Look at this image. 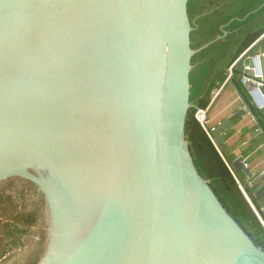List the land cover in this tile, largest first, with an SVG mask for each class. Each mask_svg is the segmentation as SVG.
I'll list each match as a JSON object with an SVG mask.
<instances>
[{
  "label": "water",
  "instance_id": "1",
  "mask_svg": "<svg viewBox=\"0 0 264 264\" xmlns=\"http://www.w3.org/2000/svg\"><path fill=\"white\" fill-rule=\"evenodd\" d=\"M189 1L0 0V181L36 183L55 222L35 264H264L187 139Z\"/></svg>",
  "mask_w": 264,
  "mask_h": 264
},
{
  "label": "crops",
  "instance_id": "2",
  "mask_svg": "<svg viewBox=\"0 0 264 264\" xmlns=\"http://www.w3.org/2000/svg\"><path fill=\"white\" fill-rule=\"evenodd\" d=\"M194 5L198 15L192 32L198 34L199 45L192 58L191 108L199 109L207 100L206 117L213 128L244 109L225 131L224 149L233 161L243 157L254 174L264 173V116L259 121L252 114L234 81L252 54L261 55L264 72V0H194ZM208 7L209 13L204 12ZM240 177L248 182L244 170ZM251 197L256 200L255 194ZM256 201L264 214V204Z\"/></svg>",
  "mask_w": 264,
  "mask_h": 264
},
{
  "label": "rangeland",
  "instance_id": "3",
  "mask_svg": "<svg viewBox=\"0 0 264 264\" xmlns=\"http://www.w3.org/2000/svg\"><path fill=\"white\" fill-rule=\"evenodd\" d=\"M209 10L208 7L204 12L209 13ZM189 15L194 27L193 21L198 15L194 0H190ZM197 35L195 31L192 32L193 50L199 45ZM29 171L39 175L34 168H29ZM39 171L46 177L47 171L44 168L40 167ZM202 175L246 230L264 243L263 216L251 205L241 189V181L235 177L237 186L228 187L219 178L210 179L206 174ZM53 216L46 193L30 179L15 175L0 181V264H4L11 257H17L22 251L30 253L38 250V246H42L41 253H37L38 258L46 254L52 238V227L55 225Z\"/></svg>",
  "mask_w": 264,
  "mask_h": 264
},
{
  "label": "trees",
  "instance_id": "4",
  "mask_svg": "<svg viewBox=\"0 0 264 264\" xmlns=\"http://www.w3.org/2000/svg\"><path fill=\"white\" fill-rule=\"evenodd\" d=\"M238 70L240 73H242L243 68L240 66ZM234 81L238 86L241 96L246 102L248 108L260 121L264 116V109H258L252 104L249 91L242 83L241 76L234 78ZM207 104L208 101L203 100L200 103L199 109H206ZM199 109L190 108L186 128L187 139L199 171L201 174H206V176L210 179L219 178L228 187L237 186L235 177H237L245 186L246 182L240 177L241 172L234 170L232 165L233 159L228 157L226 150L224 149L223 142H221L219 139V135L216 134L209 125L207 126L209 131L208 133L199 122L197 116ZM253 202L264 218V214L261 211V207L259 206L258 202L255 199H253Z\"/></svg>",
  "mask_w": 264,
  "mask_h": 264
},
{
  "label": "built area",
  "instance_id": "5",
  "mask_svg": "<svg viewBox=\"0 0 264 264\" xmlns=\"http://www.w3.org/2000/svg\"><path fill=\"white\" fill-rule=\"evenodd\" d=\"M249 57H250V62L245 63L243 65L241 80H242V83L248 88L249 94L251 96L252 104L255 105L257 108L263 110L264 109V92H262V89L264 88V72L262 69L261 55L257 53V54H252ZM206 113H207V110L201 109V111L198 110L197 116L203 128L209 133L208 128H207L208 121H207ZM214 129L215 128L212 127L213 131ZM240 186H241V189L246 194L244 190V186L241 184ZM247 198L250 201L253 208L256 210V212L260 213L259 210H257L254 204L252 203L251 199L248 196Z\"/></svg>",
  "mask_w": 264,
  "mask_h": 264
},
{
  "label": "flooded vegetation",
  "instance_id": "6",
  "mask_svg": "<svg viewBox=\"0 0 264 264\" xmlns=\"http://www.w3.org/2000/svg\"><path fill=\"white\" fill-rule=\"evenodd\" d=\"M260 212V211H259ZM37 248V247H36ZM38 250H34L33 252H25L22 251L18 254L17 257H11L9 260H6L4 264H35L38 262L39 254L42 251V246H38ZM39 253V254H37Z\"/></svg>",
  "mask_w": 264,
  "mask_h": 264
},
{
  "label": "bare ground",
  "instance_id": "7",
  "mask_svg": "<svg viewBox=\"0 0 264 264\" xmlns=\"http://www.w3.org/2000/svg\"><path fill=\"white\" fill-rule=\"evenodd\" d=\"M53 197V196H52ZM53 200L57 201L56 200V195H54V198H52ZM52 202V201H51ZM54 202V201H53ZM55 224V223H54ZM53 247V246H52Z\"/></svg>",
  "mask_w": 264,
  "mask_h": 264
}]
</instances>
